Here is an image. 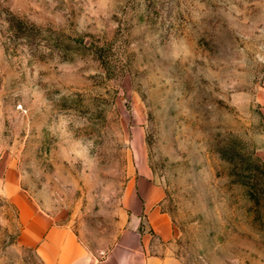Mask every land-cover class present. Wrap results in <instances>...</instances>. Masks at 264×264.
<instances>
[{"label":"rangeland","instance_id":"1","mask_svg":"<svg viewBox=\"0 0 264 264\" xmlns=\"http://www.w3.org/2000/svg\"><path fill=\"white\" fill-rule=\"evenodd\" d=\"M142 163L174 264H264V0H0V264L19 199L106 254Z\"/></svg>","mask_w":264,"mask_h":264},{"label":"crops","instance_id":"2","mask_svg":"<svg viewBox=\"0 0 264 264\" xmlns=\"http://www.w3.org/2000/svg\"><path fill=\"white\" fill-rule=\"evenodd\" d=\"M139 170L124 192V205L134 224L119 233L106 254L94 253L70 226L57 224L49 213L32 208L25 199L17 200L23 223L18 243L33 249L43 264H174L168 244L175 227L162 208L165 194L150 179L145 163Z\"/></svg>","mask_w":264,"mask_h":264}]
</instances>
